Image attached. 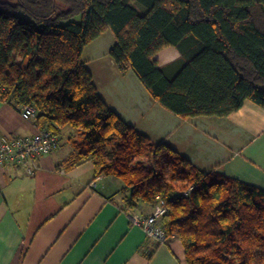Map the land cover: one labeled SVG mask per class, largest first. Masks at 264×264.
Segmentation results:
<instances>
[{"label": "trees", "instance_id": "trees-1", "mask_svg": "<svg viewBox=\"0 0 264 264\" xmlns=\"http://www.w3.org/2000/svg\"><path fill=\"white\" fill-rule=\"evenodd\" d=\"M107 30L118 70L163 108L224 117L246 100L264 108V0H0V99L33 105L39 129L84 133L60 166L120 178L130 211L162 200L166 241L179 238L188 264H264V189L202 171L100 96L82 53ZM169 46L179 58L159 65Z\"/></svg>", "mask_w": 264, "mask_h": 264}, {"label": "crops", "instance_id": "crops-1", "mask_svg": "<svg viewBox=\"0 0 264 264\" xmlns=\"http://www.w3.org/2000/svg\"><path fill=\"white\" fill-rule=\"evenodd\" d=\"M105 32L85 46L93 44L86 65L112 109L202 171L264 189V108L246 100L224 117L182 119L152 99L132 70H118L109 55L114 37L102 38ZM179 56L169 46L154 58L165 65ZM128 77L134 88L125 85ZM37 129L35 121L23 119L16 106L0 99V138L32 135ZM74 146L59 144L38 158L33 174L23 167H0V264H188L178 237L155 245L131 224V213L152 207L126 209L120 178L95 177L90 161L69 170L60 166Z\"/></svg>", "mask_w": 264, "mask_h": 264}, {"label": "built area", "instance_id": "built-area-1", "mask_svg": "<svg viewBox=\"0 0 264 264\" xmlns=\"http://www.w3.org/2000/svg\"><path fill=\"white\" fill-rule=\"evenodd\" d=\"M19 113L25 120L35 121L38 110L33 105H24ZM59 147V137L52 130L37 129L32 135L2 136L0 138V167L10 165L23 167L29 174L36 169L37 159L50 154ZM166 212L162 200H158L151 212H134L130 214L132 225L140 227L146 238L155 244L166 242L164 229L160 224L161 216Z\"/></svg>", "mask_w": 264, "mask_h": 264}, {"label": "rangeland", "instance_id": "rangeland-1", "mask_svg": "<svg viewBox=\"0 0 264 264\" xmlns=\"http://www.w3.org/2000/svg\"><path fill=\"white\" fill-rule=\"evenodd\" d=\"M133 5L140 11L143 12L144 8L138 4V3H133ZM107 36H109L111 39H113V35L112 33L108 30L107 32H105V34H103L101 37L102 38H106ZM93 44H91L90 46H88L87 48H85V50L82 53V60L85 62H88L87 60L92 56L93 54ZM127 82L125 83V85L128 88H134V86L132 85L131 81L129 80V77L126 78ZM59 144L62 145V147L64 149H68L69 147H71V144L74 143L75 146L78 145H82L83 141H84V133L78 129H74L71 126H65L61 129V131L59 132ZM77 144V145H76ZM79 148V147H78Z\"/></svg>", "mask_w": 264, "mask_h": 264}]
</instances>
